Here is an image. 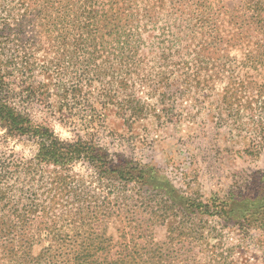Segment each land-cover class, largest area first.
<instances>
[{"label":"trees","instance_id":"16d2710c","mask_svg":"<svg viewBox=\"0 0 264 264\" xmlns=\"http://www.w3.org/2000/svg\"><path fill=\"white\" fill-rule=\"evenodd\" d=\"M0 1V130L5 139L24 138L34 145L31 156L0 148V264H170L166 255L172 263L173 250L151 247L143 249L142 257L144 252L129 244L127 235L134 232L126 229L129 209L123 211L128 205L124 199L115 207L113 232L102 240H95L92 227L74 226L78 211L107 210L117 185L164 194L155 206L162 215L177 210L214 214L223 222L252 224L264 233V179L252 193L247 188L236 195L195 200L180 193L151 163L113 158L96 140V129L87 125L102 122L109 107L128 128L149 112L157 117L165 113L166 120L177 122L180 112L175 108L184 101L194 112H186L185 119L204 112L222 125L231 112L249 120L262 115L264 0H41V9L33 12L34 24L50 39L52 52L40 64L34 53L41 32L21 44L19 33L8 32L12 14L6 0ZM9 1L24 7L30 0ZM167 4L168 18L158 26L155 42L146 44L147 24ZM141 85L146 87L144 99L136 92ZM96 96L100 106L92 101ZM146 102L153 103L147 107ZM37 105L61 123L77 108L87 110L89 120L82 119L86 132L60 138L49 120L33 118L31 110ZM249 123V143L240 151L253 154L261 149L264 127ZM78 160L102 180L106 195L97 198L93 189L66 181L62 171ZM51 166L56 174L47 170ZM53 185L70 210L77 211L66 232L64 225L57 228L45 220ZM79 192L89 195L90 200L83 199L89 204H77ZM168 231L169 238L178 235L172 233L174 226Z\"/></svg>","mask_w":264,"mask_h":264},{"label":"rangeland","instance_id":"374dc122","mask_svg":"<svg viewBox=\"0 0 264 264\" xmlns=\"http://www.w3.org/2000/svg\"><path fill=\"white\" fill-rule=\"evenodd\" d=\"M40 3L41 0H30L21 7L14 1L6 0V5L12 14L8 19V32L19 33L17 37L23 40L21 44H26L36 31L41 32V43L34 53L38 64H40L38 60L48 57L52 52L50 39L43 36V32L34 24L36 22L33 12ZM2 5L0 4V9ZM166 10H169L168 4L167 9L158 8L155 16L152 17L153 23L147 24L146 44L155 42V37L159 33L158 26L168 18ZM0 16H3L1 12ZM17 42L20 43L18 40ZM218 85L219 83L216 84L217 87ZM144 91L146 92V87L144 88L143 85L136 88L141 99H144ZM92 101L100 106V99L97 96L92 98ZM151 103L153 102H146L144 105ZM177 106L175 109L180 112L177 122L166 120L162 111L163 114L159 117L156 113L149 112L135 120L131 128H128L109 107L102 122L87 125L96 129V140L113 158L151 163L169 178L180 193L189 198L204 200L211 196L223 197L231 193L236 195L240 190L247 188L249 193L255 192L260 180L264 179V131L259 134L263 142L260 150L256 148L257 151L249 154L245 151L241 152L240 149L249 143L247 140L249 133L245 129L251 124L249 122L255 121L256 124L264 127V112L262 115H256L252 120L231 112L229 116H224L220 125L204 112L185 119L186 112L191 113L192 116L194 114L189 101ZM156 108L163 110L166 107L157 104ZM31 111L33 118L49 120L55 133L62 139L72 138L75 132H86V122L84 123L82 119L90 118L87 110L79 108L73 111L70 115L73 117H69L64 123L56 120L54 115H50L49 110L44 109L42 105L34 106ZM2 133L3 131L0 130L1 149H10L23 156L32 155L34 151L32 142L24 138L5 139ZM47 170L51 174H56L52 166ZM62 174L65 175L67 182L71 181L72 186L78 182L88 189H93L97 192L95 194L97 198L106 195L103 193L106 190L102 189L104 183L95 178L94 171L84 161L78 160L72 163L67 170L62 171ZM103 180L107 183L106 179ZM137 190V187L132 190L117 185L110 195L111 205L107 210L98 207L95 210L92 207L93 210L87 212L78 211L77 223L74 226L80 230L92 227L95 240H102L105 233L113 232L112 223L117 219L115 207L118 201L121 203L124 199L129 205V208L128 205L123 207L125 212V209H129L126 229L134 232V237L128 232L129 244H132L139 253L144 252L143 249L150 250L151 247L152 250L159 248L173 250L174 263L173 260L171 263L168 255L165 257L166 262L170 264H264V233L254 228L252 224L223 222L214 214H184L178 210L162 215L161 212L155 211V206L165 195L150 189L139 190V193ZM79 193L80 201L77 204H89L83 201V199L90 200L89 195L84 192ZM52 194L54 198L50 204L51 210L45 220H52L57 228L64 225L62 231H69L68 228L73 227L69 224L70 219L77 211L70 210L71 204L54 185ZM83 213L95 214L92 218L83 219L80 217ZM170 226H174L172 233L177 231L178 235L174 238L168 237ZM38 247L35 246L34 251H37Z\"/></svg>","mask_w":264,"mask_h":264}]
</instances>
